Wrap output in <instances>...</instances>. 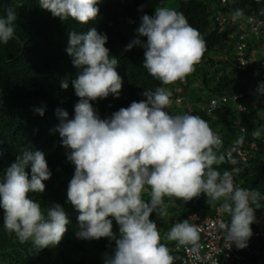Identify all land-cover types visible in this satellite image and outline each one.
Masks as SVG:
<instances>
[{
  "label": "clouds",
  "instance_id": "1",
  "mask_svg": "<svg viewBox=\"0 0 264 264\" xmlns=\"http://www.w3.org/2000/svg\"><path fill=\"white\" fill-rule=\"evenodd\" d=\"M101 2L39 0V6L62 21L71 18L87 24L99 15ZM230 16L233 23L253 20L241 8H235ZM16 19L12 8L0 17V43L7 44L14 37ZM136 32L146 37V42L133 39L125 50L143 47V67L165 86L183 82L207 51V42L199 30L182 12L167 6L156 7L152 16L144 14ZM107 40V35L94 27L84 34L69 32L66 52L79 69L72 85L80 99L72 119L66 110H56L60 123L55 131L59 132L62 146L70 150L67 158L75 166L67 200L79 213L76 236L114 240L115 249L111 255L105 254L104 264H174L150 216L153 212L166 215L164 197L189 202L204 194L209 205L219 203L230 218L220 224L229 247H248L253 235L251 225L258 222L255 212L264 194L238 186L234 180L238 168L221 172L214 167L223 163L236 165L237 161L226 158L221 151V137L206 120L190 113L169 114L165 109L172 93L164 86L145 90L142 95L146 100L133 101L108 119L97 115L90 101L110 94L118 98L123 86V78L116 70L118 59L110 56ZM60 86L67 89V81ZM257 92L264 95V83L258 85ZM238 94L246 98L243 92ZM35 111L44 114V108ZM262 131L264 127L256 128L251 135L260 138ZM240 132L237 143L243 142L247 129L241 127ZM29 167L30 175L26 170ZM51 175L45 153L38 150L23 152L0 178L3 227L21 244L30 243V250L37 253L59 245L70 223L60 204L42 209L30 198L31 193L45 191L44 181ZM145 192L148 200L144 199ZM193 215L202 219L215 216L194 213L190 215L191 223L188 219L175 223L164 237L176 243L175 249L190 245L196 253L201 247L203 237L197 225L192 224ZM113 220L119 226V236L113 231Z\"/></svg>",
  "mask_w": 264,
  "mask_h": 264
},
{
  "label": "trees",
  "instance_id": "2",
  "mask_svg": "<svg viewBox=\"0 0 264 264\" xmlns=\"http://www.w3.org/2000/svg\"><path fill=\"white\" fill-rule=\"evenodd\" d=\"M171 1H174L172 9L182 12L189 23L203 35L207 42V51L202 61L195 66V71L183 82L177 81L165 86L150 76L143 67V47L134 46L128 51L125 49L133 39L139 38L146 42L147 38L138 36L136 32L141 17L144 14L154 15L156 7L165 6ZM176 3L179 4L178 7L174 6ZM263 6L264 3L255 0H228L225 4L220 0H102L98 5L100 11L96 19L80 24L71 18L62 21L53 17L49 11L41 9L39 0H0V17L6 16L9 8L17 14L14 37L7 44L0 43V178L23 152L43 151L52 175L44 181L45 191L31 193L30 198L40 203L42 209L55 203L60 204L70 220L59 245L37 253L30 250V243L21 244L14 234H10L3 227V209L0 208V264H104L105 254L111 255L115 249L114 240H84L76 236L79 231V213L67 200V188L74 175L75 166L68 160L70 150L62 146L59 132L55 129L60 123L56 110H66L68 118L72 119L75 105L80 99L72 85L79 69L73 65L72 57L66 52L69 32L72 31L84 34L94 27L98 32L106 34L108 40L105 46L110 50V56L118 59L116 70L123 78L119 97L110 94L105 99L90 101L101 119L110 118L114 112L128 107L133 101L146 100L142 95L145 90L154 91L157 87H167L172 93L171 99L185 107L182 114L200 116L209 123L214 132L222 136L221 151L226 158L242 135L240 128L247 129V133L243 134V143L249 152L247 160L242 161L234 154L230 158L237 161L236 165L223 163L214 167L221 172L238 168L239 172L234 176L236 184L244 188L258 189L264 194V131L260 138L251 135L254 129L264 127L258 109L249 106L247 112H243L239 109V102L229 99L212 113L206 110L213 99L230 98L240 93L225 92L223 88L229 86L233 80L225 75L218 77L223 70L220 65L223 59H218L214 53L224 51L228 43L231 42L236 50L232 71L245 74L255 68L260 76L259 64L262 60L251 56L249 50L254 53L253 45L259 43L264 47V41L256 36H249L245 40L243 56L249 63L241 66L240 54L235 44L239 34L246 31L240 29L235 33L236 26L243 27L240 21L239 25L231 24L230 13L235 8H241L246 16L256 17ZM141 7L142 11L139 10ZM202 79L203 84L200 81ZM62 81H67V89L61 88ZM191 81H200L202 90L210 86L212 81L215 82L210 88L209 100L206 103L200 102L197 108L185 104V92L189 90L187 82ZM37 108H44L43 116L35 111ZM237 112L240 115L238 119ZM253 144L256 146L252 147ZM26 170L30 175V167ZM144 199H149L147 192L144 193ZM164 203L166 215L158 216L153 212L150 219L157 224L161 242L169 247L174 264H181L183 254L175 249V242L164 238L165 234L175 223L185 219L190 222L191 214L214 216L220 205H209L204 194L189 202L164 197ZM260 203L261 207L256 209L258 213L264 212V200ZM229 219L227 216L225 221L228 222ZM251 227L253 233L261 232L264 224L255 222ZM113 231L119 236V226L115 220ZM249 241L256 253L241 251L240 264H264V237H251ZM223 264L232 263L223 257Z\"/></svg>",
  "mask_w": 264,
  "mask_h": 264
},
{
  "label": "built area",
  "instance_id": "3",
  "mask_svg": "<svg viewBox=\"0 0 264 264\" xmlns=\"http://www.w3.org/2000/svg\"><path fill=\"white\" fill-rule=\"evenodd\" d=\"M223 4H225V0H220ZM258 3H264V0H255ZM228 2V0H227ZM264 6L259 12V16H251L253 18L252 22L248 23L249 30L239 34V37L237 39V42L235 44L237 51L240 54V65L246 66L249 62L248 60L243 56V51L246 48L245 40L249 36H256L259 39L261 38L264 41ZM231 21V24H234ZM243 27V26H242ZM259 74L263 79L264 83V60H262L259 64ZM257 84L254 88V91L258 94ZM262 101L264 102V95L258 94ZM231 99L234 102H239V109L243 112H246L248 110V104L247 102H240L242 99H244V96L242 94H238L233 96L232 98L229 97H223L221 99H213L211 103L207 106L206 110L209 113H212L214 110H216L221 103H226ZM217 133V132H215ZM221 139L222 136L217 133ZM255 147L256 145L253 144L252 147ZM237 155L238 158L242 161H246L249 155L248 150L245 147V144L242 143H235L231 152L227 153L228 157H232L233 155ZM236 183V182H235ZM239 186V185H238ZM256 217L258 216V223L264 224V212L258 214V212H255ZM227 214L223 213L221 210V207H219L216 211V214L214 217H210L207 219H202L197 215H193L191 217L192 224L197 225L199 232L202 234V242H200L201 247L198 249L196 253H193L190 248L191 246H182L177 247V251L183 254L182 257V263L181 264H223L222 260L223 257L226 259V261L230 263H237L240 264V259L242 256H240L241 251H247L250 254H255L256 250L251 248V242L248 241V247L244 249H237L235 244H232L229 247V243L225 239V233L220 228V224L225 221V217ZM264 237V228L261 232H255L253 233L252 237Z\"/></svg>",
  "mask_w": 264,
  "mask_h": 264
},
{
  "label": "rangeland",
  "instance_id": "4",
  "mask_svg": "<svg viewBox=\"0 0 264 264\" xmlns=\"http://www.w3.org/2000/svg\"><path fill=\"white\" fill-rule=\"evenodd\" d=\"M173 2L174 1H171L165 6L173 8L172 5ZM178 5L179 4L176 3V5L174 6L178 7ZM240 24L243 26V28H241L240 26H236L235 33H238L240 29L245 31L249 30L247 22L240 21ZM236 25H239V22H237ZM253 47H254L253 50L254 53H251V51L249 50L251 56H255L259 60H264V47L262 45H259V43L254 44ZM214 54H215L214 56H217L218 59L219 57L223 59L222 63L220 64L223 67V70H221L220 74H218V77L225 75L226 77H229V79L233 80V82L229 86L223 88V90L230 94L233 93L234 91L245 93L246 98L243 99L242 101H246L248 106L258 109V111L260 112L259 117L264 122V102L262 101L261 97L254 91V87L257 84L263 83V79L261 76L257 74V70L253 68L251 71L245 74L232 71L233 69L232 64L236 60V50L234 49L231 42L226 45V49L224 51H216ZM203 80L204 79L200 80L202 84H203ZM200 81L187 82L189 90L185 92L186 93L185 104H191L192 106L197 108L199 107L200 102L206 103L209 100L211 95L210 88L214 86L213 84H215V82L212 81L210 86L206 87L205 90H202L200 89L202 87ZM184 109L185 107L177 104L175 99L170 98V104L165 110L169 112V114H174V113L182 114L184 112ZM236 115L238 119L240 117L239 112H237Z\"/></svg>",
  "mask_w": 264,
  "mask_h": 264
},
{
  "label": "bare ground",
  "instance_id": "5",
  "mask_svg": "<svg viewBox=\"0 0 264 264\" xmlns=\"http://www.w3.org/2000/svg\"><path fill=\"white\" fill-rule=\"evenodd\" d=\"M216 112V111H215Z\"/></svg>",
  "mask_w": 264,
  "mask_h": 264
}]
</instances>
